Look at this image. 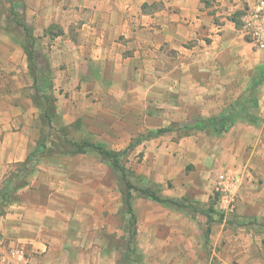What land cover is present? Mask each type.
<instances>
[{"label":"crops","instance_id":"crops-1","mask_svg":"<svg viewBox=\"0 0 264 264\" xmlns=\"http://www.w3.org/2000/svg\"><path fill=\"white\" fill-rule=\"evenodd\" d=\"M256 1L20 0L47 46L54 127L130 150L137 181L198 207L135 192L137 224L138 197L157 210L142 215L136 250L128 251V231L123 252L94 244L95 231L72 246L86 233L56 227L66 205L59 195L87 190L92 178L101 191L102 166L92 165L91 152L60 153L63 160L42 162L0 215V234L27 249L30 264H264V47L242 25ZM8 57L0 55V67ZM13 59L9 72L0 70V187L38 147L33 114L45 124L42 106L24 93H36L27 61ZM226 112L234 121L218 133L209 121ZM222 174L237 178L236 208L216 224L206 207Z\"/></svg>","mask_w":264,"mask_h":264},{"label":"rangeland","instance_id":"rangeland-1","mask_svg":"<svg viewBox=\"0 0 264 264\" xmlns=\"http://www.w3.org/2000/svg\"><path fill=\"white\" fill-rule=\"evenodd\" d=\"M22 3L20 0H0V55H6L11 56L8 57L7 62L4 63V66L0 67V70L3 68H7V71L9 72V69L12 67V64L14 63L13 58H18V60H26L28 64V68H30V64L28 61V55L26 53L25 47H29L30 49H34L36 52V59H38L41 63H47L46 58L48 57V51L47 46L45 43H43V36H37L36 37V43L34 46H32V41L28 37L27 29L23 24H26V26L29 28V30L34 34V31L32 30V25L27 20V17L25 15V12L23 10ZM24 22L23 24L20 22ZM51 32L56 33L57 30H53ZM16 56V57H14ZM11 70V69H10ZM13 80L12 78L10 79ZM26 82L27 80L24 79ZM30 82V79H29ZM32 87V86H30ZM28 88V87H26ZM29 91V89H28ZM27 90H24V93L32 99L33 101H37L35 98V95H31L30 92ZM34 92V91H33ZM38 102V101H37ZM36 103V102H35ZM39 105L42 106V104L39 103ZM40 107V106H38ZM43 109V107H42ZM37 114V116H36ZM33 128L37 126L38 132L41 128L42 133H40V138L38 140V147L44 140L43 138H49L47 143V149H45L43 152H40L38 155L35 156V159L32 160V164H29L30 170H32L30 175H27V180H30L31 176L37 171V169L40 167V164L42 162H45L48 159L54 160V159H61L60 153H70L68 151H65L66 149H71L69 147V143L66 141L68 138H75L77 137L78 133H75L74 131H70L69 129H63V128H51L50 126L46 125V123H42V121H39L38 113L33 114ZM37 124V125H36ZM34 131V130H33ZM34 134V132H33ZM37 147V148H38ZM121 151H124L123 155L121 156V162L125 164L126 166H131L132 163L130 162V150L122 149ZM92 162L96 163V167L99 168L102 166V183L103 186L101 188V191L97 189L96 191L93 189L94 187V179L92 178L91 183L89 184L87 182L88 189L84 190L83 188H75L74 191H66L62 192V194L59 195L61 199L64 200V220L62 222V227L60 228L61 224H56V227L59 229L67 232L69 231L72 235L76 231H81L86 233L85 237H79V238H71V244H76L78 246H81L84 242H88V237L91 232H97L96 236H91V240L94 241V244H100L101 242L103 245L107 243L109 246H116L120 251H126V247L123 243V239L125 235L127 234L128 229H130V226H128V214H126L125 209L123 208V200H122V185L119 178V173L114 170L111 165L102 158L97 152H91ZM53 157V158H52ZM63 160V159H61ZM86 161V160H85ZM100 161H102V165H100ZM140 161V160H139ZM19 165L14 166V169L12 172H16ZM11 174V173H10ZM8 175V177L10 176ZM25 178V174L20 177L21 181H23ZM6 181V180H5ZM93 185V186H92ZM91 186V187H90ZM98 188V187H97ZM79 196V197H78ZM78 197V198H77ZM80 200L81 202H84V200L87 202L86 206H78L75 204V199ZM68 201L71 203L70 206H68ZM101 202V207L98 205L95 207V205H90V203L94 202ZM136 209L138 213V224L137 227L141 226L142 215L144 212L148 211H154L157 210L154 209L153 206L148 205L147 201H145L143 198L138 197L136 199ZM78 203V202H77ZM84 204V203H83ZM207 213L210 215V221L216 224H221L223 220H230L233 213L225 214L223 213L219 207H218V200L215 191L211 193L210 203L208 207H206ZM100 212L102 214V226L99 222V215ZM66 215V216H65ZM198 219L205 220L204 217L207 219L206 215L202 213H198ZM78 216V223H74L76 219L75 217ZM114 216L117 218V222H115ZM114 219V220H113ZM114 231L113 235H110L109 232ZM98 233L101 234V237L98 236ZM4 236L3 234H0ZM72 258V257H71ZM126 264H132L126 262ZM135 264V263H134Z\"/></svg>","mask_w":264,"mask_h":264},{"label":"trees","instance_id":"trees-1","mask_svg":"<svg viewBox=\"0 0 264 264\" xmlns=\"http://www.w3.org/2000/svg\"><path fill=\"white\" fill-rule=\"evenodd\" d=\"M22 24L24 22L20 21ZM27 29V35L31 39L32 46L36 43V37L29 30L26 24H23ZM26 53L28 55V61L30 64V70L34 77V87L36 89L35 97L38 103L42 104L43 107V120L47 123L51 128L54 127L52 124V115L55 110L54 104V96L50 94L48 91L51 89L52 83L50 82V69L48 64L41 63L38 59H36V52L29 47H25ZM36 101V102H37ZM234 121L233 112L222 113L221 115L212 118L209 121V124L217 131L218 133H222L229 129ZM202 125H196L195 128H203ZM173 128H161L158 132L169 131ZM44 143L42 142L40 146L34 150L25 161L19 163V167L16 172H12L6 181L0 187V215L4 213L5 207L7 204L12 201L15 197V191L25 184L28 183L26 176L30 175L32 170L29 168V164H32V160L35 159V156L40 152H43L47 149V143L49 138H43ZM66 141L69 143V147L71 149H66L70 153H82V152H97L102 158L111 165V167L119 173V178L122 185V200H123V208L125 209L126 214H128V229L129 237L126 243L128 251L136 250L137 241H136V228H137V215L133 206V197L134 193L138 192L140 195L144 197H150L158 202L163 204L173 206L176 208L189 210V208H193L191 210L196 211L198 207L196 204L189 200L188 198L175 199L171 197H166L161 194L159 189L154 185H142L139 181L136 180V176L132 174L131 170L121 162V156L124 151H118L107 147L105 143L102 142H94L90 138H82V139H73L67 138ZM25 174V178L21 181L20 177ZM135 178V179H134ZM208 214V213H207ZM208 218L210 219V215L208 214ZM127 253V252H126ZM127 256H129L127 254Z\"/></svg>","mask_w":264,"mask_h":264},{"label":"built area","instance_id":"built-area-1","mask_svg":"<svg viewBox=\"0 0 264 264\" xmlns=\"http://www.w3.org/2000/svg\"><path fill=\"white\" fill-rule=\"evenodd\" d=\"M245 34L256 44L264 47V0H257L246 9L242 19ZM236 176L222 174L214 189L219 209L225 213H234L236 208ZM0 264H30L27 249L12 244L9 239L0 235Z\"/></svg>","mask_w":264,"mask_h":264}]
</instances>
